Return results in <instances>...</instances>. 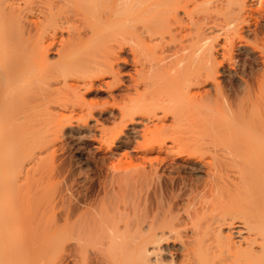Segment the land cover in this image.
Segmentation results:
<instances>
[{
  "label": "rangeland",
  "instance_id": "rangeland-1",
  "mask_svg": "<svg viewBox=\"0 0 264 264\" xmlns=\"http://www.w3.org/2000/svg\"><path fill=\"white\" fill-rule=\"evenodd\" d=\"M115 1L108 22L92 30L64 24L47 55L69 67L59 76V109L75 111L59 122L66 133L59 128L57 140L54 129L43 132L39 107L27 114V134L10 137L0 124V264H220L227 255L185 257L177 245L192 242L184 229L210 220L218 192L232 189L239 171L252 163L264 170L250 143L263 133L252 130L250 114L262 105L264 0ZM210 45L212 78L197 73L199 51ZM77 70L98 72L74 90ZM48 84L42 74L33 90L36 100L51 99L43 102L49 111L58 106ZM15 85L20 109L31 94ZM6 145L26 150L7 153ZM170 225L182 235H170ZM150 230L165 234L146 255Z\"/></svg>",
  "mask_w": 264,
  "mask_h": 264
},
{
  "label": "bare ground",
  "instance_id": "bare-ground-1",
  "mask_svg": "<svg viewBox=\"0 0 264 264\" xmlns=\"http://www.w3.org/2000/svg\"><path fill=\"white\" fill-rule=\"evenodd\" d=\"M17 1L18 0H0V87L2 86L0 88V109L3 110V113H1L0 124L2 125V130L5 134L9 133L10 137L14 136V132L15 134L20 132L27 134L31 130V128H29L27 114L31 111H35L39 107V110L44 109L47 115V120L45 121L47 124L44 127L43 132L45 130L48 132L49 130L54 129L56 132L55 138L59 140V128L61 132L66 133L64 131L65 126L63 128L60 127L62 125H59V122L62 123V121L66 120V112L72 114L75 113L73 110L68 111V107L64 105L59 109V76L65 75L63 73H69V70L67 71L66 69L69 67L60 68L59 59L55 62H50L51 60L48 59L49 57L47 58V55L52 49H54V47L56 48L59 40V28L64 24L74 25L79 22L83 28H90L92 30L96 26L108 22L109 13L107 12V8L113 6L117 1L23 0L25 2L24 7L18 8L14 7L15 2ZM107 1H110V5L107 4ZM32 3L39 5L38 8L29 9L30 7L28 4ZM45 5L47 8H44ZM34 12L39 15L36 20L32 19ZM117 16H121V14ZM120 22L121 21H119V23ZM116 25H118L117 22ZM75 28H77V26ZM76 36L77 40L79 38H87L79 37L86 36L81 34ZM101 39V37L97 38L96 41L100 42ZM215 47L211 45L201 47V50L199 51L200 54L198 55L199 65L197 73H205L209 78H212L214 73L218 74L216 68V59L218 58L215 57V54L217 53ZM57 52L59 53V49H57ZM24 59L25 61L23 63ZM28 60L29 62L32 61V64H27ZM105 62L107 63L108 61L106 60ZM105 62L102 63V66L106 65ZM97 65L100 66L99 63H97L96 66ZM63 66L61 65V67ZM73 66H75V64ZM108 67H110V71L105 68L103 69L106 71L108 70L107 72L109 73L111 72V75L115 74V71L113 72L114 68L112 69L110 65ZM79 70H77V73H79ZM97 70L94 71L96 72ZM71 71L73 72V70ZM101 71L103 70H100L99 72ZM95 72H80L76 81H81L67 86L74 88L75 90L80 88L82 83L85 82L86 84V79H90L93 82L96 79L93 76H95L98 71ZM147 73H157V71L147 70ZM42 74H44L49 80L48 92L49 90L52 92L51 94L54 95V102H57L56 106L58 107L56 108L58 109L49 110L52 112H49V108L44 104L46 102L50 103L49 101L51 99L46 98L47 101L45 100L43 103L41 100H36V97L34 96V79L40 77ZM14 80L15 83L18 82L20 88H22L24 92L26 91L31 94L27 101L22 104L20 109H18L17 106L13 108V105H15V91L13 92V90L17 87L13 82ZM13 87L15 88L13 89ZM260 94L262 105H260V100L258 99L259 102L257 101V103L254 104L251 112L252 114L250 115H252V130L261 128L263 133L261 138L256 134L250 143L252 151H254V153L251 152L254 156L253 158L262 154L261 158L264 160V85ZM74 97L76 96L74 95ZM76 98V102H78V96ZM165 103L166 102H163L162 105H166ZM78 105H80V103ZM151 105H153V103H151ZM260 106H263V113L260 110ZM82 110L83 109L79 107V111L83 112ZM85 111L86 113L91 114V111L86 109L84 110V115L86 114ZM59 117L61 118V121H59ZM18 121H20V123H18ZM140 124L141 122L137 121V119H130V125L132 127ZM3 125H5V127H3ZM15 125L18 127L17 130H15V128L12 129ZM69 129L72 130L76 128L70 126ZM22 145L23 144H21V146ZM39 145L40 144H38V146ZM54 145L56 144L54 143L52 146ZM52 146L51 149L53 148ZM4 147H2V149ZM20 147L19 145H12L9 147L6 145V149L9 152L6 151L7 153L13 152L18 154V152L21 153L26 150L20 149ZM40 147L41 146H39V148ZM39 148H34V151L35 149H38V152ZM43 149L44 148H40L41 151H43ZM45 149L44 152L46 151ZM54 149H56L54 150V152H56L57 147ZM262 167H264V165H262ZM250 168V170H242L238 172V182L235 183L234 186H231L233 187L232 189L226 190L222 195H219L218 192L217 196L220 197H216L215 201H213L210 220H204V218L202 219L204 221L203 223L201 220L195 221L191 223L189 230H181L184 233L177 231L173 225L168 227L170 235H182L183 233V235H191L193 238L194 241L191 239V243H179L177 245L180 252L186 253L185 257L189 256V254L191 256V254L202 253V255H205V259L210 260V258L214 259L221 255V253L225 252L227 255L225 258L219 260L220 264H264V170L259 169V165L255 163H252V167ZM164 234L162 232L158 233V230H150L148 233H144L143 235H152V237H147V240L142 244V253L147 255L150 249H158L162 240H159L160 236L158 238L157 235ZM189 259L191 260V257Z\"/></svg>",
  "mask_w": 264,
  "mask_h": 264
}]
</instances>
